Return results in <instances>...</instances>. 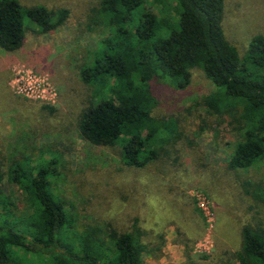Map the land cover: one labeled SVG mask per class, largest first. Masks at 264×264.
<instances>
[{"label":"trees","instance_id":"16d2710c","mask_svg":"<svg viewBox=\"0 0 264 264\" xmlns=\"http://www.w3.org/2000/svg\"><path fill=\"white\" fill-rule=\"evenodd\" d=\"M223 2L100 0L93 6L87 28L104 27L107 35L78 67L80 81L91 89L77 116L80 137L118 146L127 166H147L182 137L176 118L155 115L147 104L167 87H184L199 68L215 87L204 103L212 113L227 114L237 134L227 168L264 162V34H254L239 56L224 35ZM24 14L39 34L57 32L68 18L63 8H22L16 0H0L4 51L23 45ZM57 161L55 155L36 163L11 159L0 169V182L19 186L26 203L19 209L0 188V264H143L150 249L136 220L126 231L108 222L77 228L76 216L50 185ZM240 186L264 205V181L245 179ZM234 257L238 264H264L263 223L242 226Z\"/></svg>","mask_w":264,"mask_h":264},{"label":"rangeland","instance_id":"374dc122","mask_svg":"<svg viewBox=\"0 0 264 264\" xmlns=\"http://www.w3.org/2000/svg\"><path fill=\"white\" fill-rule=\"evenodd\" d=\"M16 1L22 8H63L68 18L57 32L39 34L24 14L23 45L12 52L0 48V169L11 159L36 163L55 155L50 185L76 216L77 228L108 222L126 231L136 220L150 249L143 264H238L242 226L264 224V205L244 194L240 183L264 181V162L227 168L237 134L227 114L212 113L204 103L215 87L202 70L193 69L188 84L167 87L147 104L155 115L176 118L182 137L147 166H127L118 146L93 145L77 128L91 97L78 67L107 35L104 27L87 28L90 9L100 0ZM222 27L243 56L250 38L264 34V0H224ZM20 66L47 78L56 91L53 103L13 90L12 75ZM0 188L25 208L19 186L4 178Z\"/></svg>","mask_w":264,"mask_h":264},{"label":"built area","instance_id":"2783aa9c","mask_svg":"<svg viewBox=\"0 0 264 264\" xmlns=\"http://www.w3.org/2000/svg\"><path fill=\"white\" fill-rule=\"evenodd\" d=\"M11 85L17 94L27 98L45 103H53L56 98V91L47 78L24 66L14 69Z\"/></svg>","mask_w":264,"mask_h":264}]
</instances>
